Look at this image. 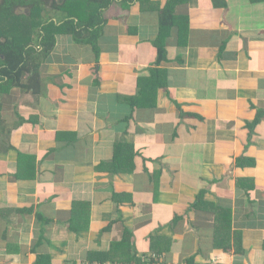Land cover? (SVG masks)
I'll list each match as a JSON object with an SVG mask.
<instances>
[{"label":"crops","instance_id":"0c3cea01","mask_svg":"<svg viewBox=\"0 0 264 264\" xmlns=\"http://www.w3.org/2000/svg\"><path fill=\"white\" fill-rule=\"evenodd\" d=\"M225 1L178 5L158 67L165 0L115 4L98 56L58 35L39 95L3 96L0 264H100L125 227L161 264H264V0Z\"/></svg>","mask_w":264,"mask_h":264},{"label":"trees","instance_id":"16d2710c","mask_svg":"<svg viewBox=\"0 0 264 264\" xmlns=\"http://www.w3.org/2000/svg\"><path fill=\"white\" fill-rule=\"evenodd\" d=\"M154 1L156 0H0V28L3 27L7 28V31L10 30V32L17 31V33H21V35L18 34V37L14 36V33L11 36L0 37V128L2 124V98L5 94H9L13 89H20L22 92L38 96L42 91L41 69L54 51L58 35H67L72 43L91 47V51L93 50L98 56L101 52L99 39L102 36L104 26L108 22L105 13L113 5L120 4L125 10L136 2L143 5L144 3L151 4ZM187 1L165 0L163 8H159L158 5H150L151 9H157L158 7L159 11L161 35L154 42L158 55L157 67L168 60L166 45L163 42L164 35L178 20V5ZM211 2L215 9L227 7L225 0H211ZM48 7L57 11V14L60 15L58 21L52 19V16H47L50 11ZM36 13L39 15H36ZM23 18H30L32 21L29 24L22 23L20 28L18 26L13 28V24L17 23L16 25H18V20ZM182 19L188 22L187 16H183ZM25 33L31 34L29 41H26ZM150 75L151 77L147 82L150 87L154 88L155 84L157 85L156 82L159 81V69H150ZM139 98L148 99V96L141 90L139 95L132 100L139 102ZM191 116L196 117L195 115ZM131 151L130 156H121L120 152H117L113 160L114 163L117 161L122 162L126 158V161L131 163L129 171L133 172L137 167L134 163V157L140 153H135L134 149ZM22 159L28 160V156L20 153V162H23ZM141 159H144L145 162L148 160L145 157ZM126 161L122 162L121 165L125 164ZM144 170L146 173H150L145 163ZM18 174L19 172L16 175ZM203 195L204 193L198 196L197 203L195 201L191 204L192 208L199 207ZM77 223V219L70 221L71 229L75 232L79 231ZM109 230L110 226L105 229V231ZM133 236L132 230L125 227L123 237L119 243H112L108 252H95L93 249L88 251L87 256L85 255L87 261L90 263L99 261L100 264L108 262L113 264H161V260L158 258L162 256V252L158 251V254H154L155 248L153 247L151 252L141 254L136 244L133 246ZM153 241H155V238H153ZM34 264H53V260L49 254L38 253ZM186 264H195L193 257L188 259Z\"/></svg>","mask_w":264,"mask_h":264},{"label":"rangeland","instance_id":"374dc122","mask_svg":"<svg viewBox=\"0 0 264 264\" xmlns=\"http://www.w3.org/2000/svg\"><path fill=\"white\" fill-rule=\"evenodd\" d=\"M118 6H120V5H118ZM48 10H50L49 11V13L47 14V16H53V17H56V16H59L60 17V15H58L57 14V11H54V10H52L51 8H49L48 7ZM36 15H39V14H37L36 13ZM32 20L30 19V18H27V19H25V18H23L22 20H18V25H16L17 23H14L13 24V28H15V26H18L19 28H20V25L22 24V23H27V24H29L30 22H31ZM35 25V24H34ZM14 33V36H16V37H18V34L19 35H21V33H17V31H15V32H10V30L9 31H7V28L5 29V28H3V27H1L0 28V37H2V36H11L12 34ZM26 35V41H29L30 39H31V34L30 33H25L24 34V36ZM34 39V38H33ZM23 41V40H22ZM25 42V41H24Z\"/></svg>","mask_w":264,"mask_h":264}]
</instances>
